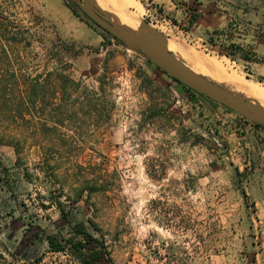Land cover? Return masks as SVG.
Wrapping results in <instances>:
<instances>
[{
  "label": "rangeland",
  "instance_id": "1",
  "mask_svg": "<svg viewBox=\"0 0 264 264\" xmlns=\"http://www.w3.org/2000/svg\"><path fill=\"white\" fill-rule=\"evenodd\" d=\"M95 1L163 33L197 73L230 88L214 59L243 75L264 104V77L234 48L185 41L129 0ZM89 34L64 0H0V264H80L94 248L105 254L92 264H250L264 191L249 183L253 162L225 149L215 101Z\"/></svg>",
  "mask_w": 264,
  "mask_h": 264
},
{
  "label": "crops",
  "instance_id": "2",
  "mask_svg": "<svg viewBox=\"0 0 264 264\" xmlns=\"http://www.w3.org/2000/svg\"><path fill=\"white\" fill-rule=\"evenodd\" d=\"M129 3L144 15L157 10L156 20L180 34L185 41L217 51L226 46L234 48L241 56L239 63L249 65L253 75L264 77V0L256 3L253 0H129ZM89 28L91 40L99 43L104 36L93 27ZM207 105L213 115L223 118L215 130L228 142L225 149L239 156L243 166L253 162L254 172L249 183L264 191V128L245 119H236L232 111L219 103ZM260 198V207L253 211V224L257 229L253 238L259 241H249L246 247L253 248L250 264H264V220L261 218L264 217V193Z\"/></svg>",
  "mask_w": 264,
  "mask_h": 264
},
{
  "label": "water",
  "instance_id": "3",
  "mask_svg": "<svg viewBox=\"0 0 264 264\" xmlns=\"http://www.w3.org/2000/svg\"><path fill=\"white\" fill-rule=\"evenodd\" d=\"M77 4L82 13L88 17V20L114 37L109 36L107 38L115 39L125 48L139 53L158 69L194 92L230 109L245 120L264 127L263 107L224 84L194 72L178 55L167 49L168 38L154 27L139 23L140 28L145 30L147 35L135 33L116 25V18L109 17L97 6L95 0H78Z\"/></svg>",
  "mask_w": 264,
  "mask_h": 264
},
{
  "label": "bare ground",
  "instance_id": "4",
  "mask_svg": "<svg viewBox=\"0 0 264 264\" xmlns=\"http://www.w3.org/2000/svg\"><path fill=\"white\" fill-rule=\"evenodd\" d=\"M111 1H113L112 3H115L116 7L119 6L120 5L119 2H121V0H111ZM97 6L100 7L98 4H97ZM117 11L114 12L115 18H116V22H117L116 25L124 27V28H126L128 30H131V31L135 32V33H139L138 31L140 30V32L142 34L147 35V32L145 30L141 29L139 25H135L134 19L132 20L131 18H129L130 16H127L125 13H122L121 11L120 12H117ZM125 12H126V10H125ZM169 45H172V44L169 43L167 46H169ZM190 55H191V53H189V51H188L187 55L185 57L189 58ZM213 60L206 61L207 64H211L212 65L211 68H209V67L208 68L211 69V71H213L216 75L221 76V78L226 77L225 78V82L230 86V88L232 90L237 91V92L241 93L242 95H244L246 97H250L251 98V97L255 96L254 93H256L255 92L256 91V86H255L254 83H252L251 81H248L247 79H245L243 77V75L238 74L237 72L228 71L223 66V64L221 62L216 61V60L213 61ZM259 105L264 108V104H259Z\"/></svg>",
  "mask_w": 264,
  "mask_h": 264
},
{
  "label": "trees",
  "instance_id": "5",
  "mask_svg": "<svg viewBox=\"0 0 264 264\" xmlns=\"http://www.w3.org/2000/svg\"><path fill=\"white\" fill-rule=\"evenodd\" d=\"M65 2V5L71 10V12L80 17L86 24H88L89 26L93 27L96 31H98L99 33H101L102 36H104V38L106 37H112L109 33H107L105 30L101 29L100 27H97L96 24L94 22H92L91 20H88V17L82 13V11L79 9V7L77 5H72L71 1L69 0H64ZM114 38V37H112ZM156 67V66H155ZM157 68V67H156ZM158 69V68H157ZM57 69H54L53 71H48L46 76L47 77H50L51 75H57L54 71H56ZM160 70V69H159ZM162 71V70H161ZM163 72V71H162ZM164 74H166L165 72H163ZM167 75V74H166ZM168 76V75H167ZM170 77V76H169ZM173 81L179 83L175 78L173 77H170ZM181 84V83H179ZM185 89L186 91L190 94L191 97H194L195 96V93L192 89H190L189 87L187 86H184L183 84H181ZM198 94V93H197ZM201 95V94H200ZM228 109V108H227ZM230 110V109H228ZM254 123V122H253ZM255 125H258V126H261L260 124H257V123H254ZM263 127V126H261ZM264 128V127H263ZM0 167L3 169L4 166L0 160ZM235 172L238 173V168L235 167ZM242 196L244 198V200H246V195L244 193V191H242ZM75 229V232L77 234H84L85 236H87V233L84 231V228L82 225H76L74 227ZM46 240H47V243H48V246L50 248L51 251H63L64 250V246L57 242L55 238L53 237H50V236H47L46 237ZM74 248L78 251H80L83 247L82 243H75L74 245ZM101 246H103L101 244ZM104 248V247H103ZM104 251L101 250V249H97V248H94V249H91L87 254H83L81 253L80 254V258H81V261H80V264H92L93 261L99 259L100 257L103 256ZM107 260L109 261V263H111V258L110 257H107Z\"/></svg>",
  "mask_w": 264,
  "mask_h": 264
},
{
  "label": "built area",
  "instance_id": "6",
  "mask_svg": "<svg viewBox=\"0 0 264 264\" xmlns=\"http://www.w3.org/2000/svg\"><path fill=\"white\" fill-rule=\"evenodd\" d=\"M156 13H157V10L155 11ZM155 12H153V11H148L147 12V17H149V18H151L153 21H155V22H158L157 20H158V18H156V16H157V14L155 13ZM157 19V20H156ZM163 20V19H162ZM164 22V21H163ZM239 26L238 25H235V28H238ZM208 48H212V47H208ZM225 49L226 48H229L228 46H226V47H224ZM245 121H247V120H245ZM251 123H253V122H251Z\"/></svg>",
  "mask_w": 264,
  "mask_h": 264
}]
</instances>
